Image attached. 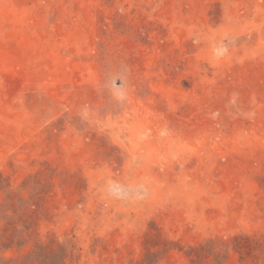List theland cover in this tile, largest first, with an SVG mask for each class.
<instances>
[{
    "label": "rangeland",
    "instance_id": "1",
    "mask_svg": "<svg viewBox=\"0 0 264 264\" xmlns=\"http://www.w3.org/2000/svg\"><path fill=\"white\" fill-rule=\"evenodd\" d=\"M0 264H264V0H0Z\"/></svg>",
    "mask_w": 264,
    "mask_h": 264
}]
</instances>
